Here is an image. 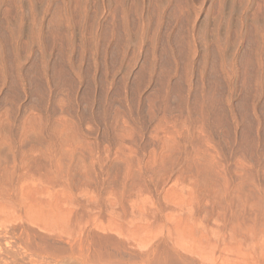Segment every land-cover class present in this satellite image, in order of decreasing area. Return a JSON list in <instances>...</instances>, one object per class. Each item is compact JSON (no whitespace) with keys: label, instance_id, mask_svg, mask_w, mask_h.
Listing matches in <instances>:
<instances>
[{"label":"rangeland","instance_id":"374dc122","mask_svg":"<svg viewBox=\"0 0 264 264\" xmlns=\"http://www.w3.org/2000/svg\"><path fill=\"white\" fill-rule=\"evenodd\" d=\"M0 207V264H212L165 226L264 216V0H0Z\"/></svg>","mask_w":264,"mask_h":264},{"label":"bare ground","instance_id":"6f19581e","mask_svg":"<svg viewBox=\"0 0 264 264\" xmlns=\"http://www.w3.org/2000/svg\"><path fill=\"white\" fill-rule=\"evenodd\" d=\"M18 194H20L19 191H18ZM0 213H1V207H0ZM259 215H260V213H259ZM261 215H263V214H261ZM261 215H260V217H261ZM190 219L194 220V222L192 223L189 220L191 222V224H189V225H187V223L185 221H181V222H178L177 225H173L171 228H167L165 226V235H166L165 239L168 240L169 242H171V244H173L172 246L179 248L180 243L183 242L184 239H187L191 245V255L193 253L192 256L194 257V259L195 258L201 259L202 261L208 260L209 262L212 260L211 262H213L214 264H218L217 260L218 259L220 260L221 258L226 259V256H233L234 257L236 255L237 257L240 256V258H241V256H245V257L246 256L247 257L248 256H253V257L254 256H256V257L260 256L261 258L260 257L259 258L261 259V261H260L261 263L258 262V264H264V216L262 219L258 218L260 220H255V221L253 220L254 221L253 226H249L247 223L246 227H242L239 224V222L238 223H232V227H229L230 229H228L229 233L227 235L221 234V236H220V234H218L219 237H217V238H213L212 236H214V235L211 234L212 235L211 236L207 231H205V229L204 230H202V228L200 229V227H198V225H196L198 222L194 218H190ZM3 220H5V218L3 217V215L0 214V222ZM228 230H227V232H228ZM219 233H222V231ZM214 234L217 236L216 233H214ZM216 236H214V237H216ZM183 249H185V246ZM183 249H182V251H183ZM189 251H190V249H189ZM186 252L187 251L185 249L184 254ZM176 255H177V253H176ZM253 257H250V258L254 259ZM231 259H232V257H231ZM247 259H249V258H247ZM182 261H184V260H182ZM221 261H223V260L221 259ZM237 261H239V260H237ZM224 263H226V262H224ZM248 263H249V261H248Z\"/></svg>","mask_w":264,"mask_h":264}]
</instances>
